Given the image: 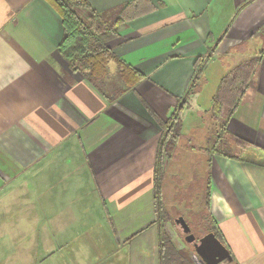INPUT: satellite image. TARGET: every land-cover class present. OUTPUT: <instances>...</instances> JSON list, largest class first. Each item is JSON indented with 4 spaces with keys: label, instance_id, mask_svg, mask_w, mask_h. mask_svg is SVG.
Masks as SVG:
<instances>
[{
    "label": "crops",
    "instance_id": "crops-1",
    "mask_svg": "<svg viewBox=\"0 0 264 264\" xmlns=\"http://www.w3.org/2000/svg\"><path fill=\"white\" fill-rule=\"evenodd\" d=\"M132 1L86 0L101 18ZM147 2L154 10L107 43L143 79L107 104L58 55L62 23L49 3L0 0V264H159L155 118L164 122L195 79L181 126L188 112L204 116L221 78L258 54L226 124L230 157L177 144L161 194L176 169L187 210L203 212L209 194L232 264H264V0ZM107 73L117 78L114 62Z\"/></svg>",
    "mask_w": 264,
    "mask_h": 264
},
{
    "label": "trees",
    "instance_id": "trees-1",
    "mask_svg": "<svg viewBox=\"0 0 264 264\" xmlns=\"http://www.w3.org/2000/svg\"><path fill=\"white\" fill-rule=\"evenodd\" d=\"M58 13L62 23V37L57 46V53L68 70L79 74L87 86L96 92L107 104H111L120 98L126 91L132 90L143 76L124 64L107 46V43L115 39L123 27L132 19L154 10L147 0H134L117 11L116 20L107 25L102 18L86 2V0H45ZM146 1V2H144ZM85 11L83 18L80 11ZM214 46L213 49H215ZM209 56L195 63V71L201 72L204 64L211 59ZM261 54L240 62L232 67L219 81L215 95L212 98L210 111L217 120L221 136L219 142L226 139V124L233 112L237 109L242 99L245 97L249 81L257 71L261 63ZM114 62L118 69L117 79L119 84L108 91L109 86L107 66ZM196 79L194 80V82ZM194 82L187 88L185 95L180 99L178 106L174 109L164 122L158 120L157 125L161 131L158 140L156 154V165L154 172V202L156 227L158 233V260L159 264H195L191 257L193 252H182L178 250L164 231V226L168 220L167 210L163 206L161 194L162 172L161 162L170 158V152L176 146L180 138V113L184 109L186 100L191 95ZM225 112V116L221 114ZM221 118L219 119V117ZM219 121V122H218ZM236 148L243 149L246 142L232 138ZM209 153L230 157L226 152L218 150L216 147ZM209 194L205 196V211L208 213ZM213 222V220H212ZM222 242L221 234L213 222V229L209 231Z\"/></svg>",
    "mask_w": 264,
    "mask_h": 264
},
{
    "label": "rangeland",
    "instance_id": "rangeland-1",
    "mask_svg": "<svg viewBox=\"0 0 264 264\" xmlns=\"http://www.w3.org/2000/svg\"><path fill=\"white\" fill-rule=\"evenodd\" d=\"M80 13H81L80 15L83 18H85L86 16L85 11L84 10L80 11ZM116 17H117V12H114L107 16H103L102 20L107 25H110L116 20ZM77 75L79 76V74ZM114 79L115 80H110V81L106 79V84L109 86V88L107 89L108 91L114 90L113 87L119 84L118 79L117 78ZM178 104L179 102H177L175 108L178 106ZM174 109L172 110L170 115H172ZM188 113H187L188 117L186 118L184 127L181 126L182 120L180 119V127H181L180 136L181 134L184 133L187 136L194 135L196 136V138L191 142L187 140L185 141L186 138L184 139L183 137H180L177 142L178 146L182 145V146H187V148H191V147H193V149L197 148L199 153L203 152L202 149H205L204 151L209 153L210 150H212L215 147L218 150H221L222 152H226V151L232 152V150H234L233 148H229L230 145H232L231 141L222 138L223 140L219 142V137L221 136V132L219 129V125L217 123L218 119L217 120L214 119L213 113H211L210 108L206 113L203 114L204 116H202V114L201 115L199 114L200 116L198 115V117L195 114L189 116ZM225 115H226L225 112L221 114L222 117ZM221 116L219 117V119L221 118ZM173 151L174 149L171 150L170 156L173 154ZM197 158L200 159L199 154ZM166 161L167 160L161 162L160 170L162 172V175H163V166L165 164L164 162ZM174 172H177V170L168 168V171L166 172L163 181L162 202L164 208H166L167 210L166 212L168 213V220L165 223L164 231L178 250L184 253L189 252V250L193 252L192 248L184 242L183 235H181L182 234L181 231L174 225L173 223L174 219L179 216L183 217L184 221L190 228L191 234H193L196 239H199L204 235L208 234L209 231L213 229V222L209 217V215L207 214V211H205V209L201 213L194 214L195 212L192 209L189 211L185 208V204H187L188 202L189 193L180 192L179 194L178 187L176 184L177 182L176 179L178 178V176L174 175ZM198 189L204 190L205 185L202 183L201 186L199 185ZM191 257L195 261V264H203L194 255V253L193 254L191 253ZM216 264H232V259L231 257H229L225 261Z\"/></svg>",
    "mask_w": 264,
    "mask_h": 264
},
{
    "label": "water",
    "instance_id": "water-1",
    "mask_svg": "<svg viewBox=\"0 0 264 264\" xmlns=\"http://www.w3.org/2000/svg\"><path fill=\"white\" fill-rule=\"evenodd\" d=\"M173 223L181 231L184 242L192 248L194 255L203 264L221 263L229 258V252L213 233L196 240L183 217L175 218Z\"/></svg>",
    "mask_w": 264,
    "mask_h": 264
},
{
    "label": "flooded vegetation",
    "instance_id": "flooded-vegetation-1",
    "mask_svg": "<svg viewBox=\"0 0 264 264\" xmlns=\"http://www.w3.org/2000/svg\"><path fill=\"white\" fill-rule=\"evenodd\" d=\"M196 240H198V239H196Z\"/></svg>",
    "mask_w": 264,
    "mask_h": 264
}]
</instances>
